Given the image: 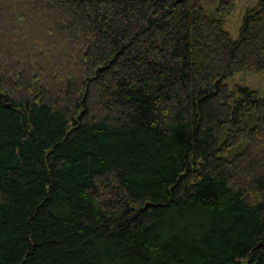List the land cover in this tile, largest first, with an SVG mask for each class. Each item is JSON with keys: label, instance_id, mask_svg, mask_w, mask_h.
I'll return each instance as SVG.
<instances>
[{"label": "trees", "instance_id": "16d2710c", "mask_svg": "<svg viewBox=\"0 0 264 264\" xmlns=\"http://www.w3.org/2000/svg\"><path fill=\"white\" fill-rule=\"evenodd\" d=\"M205 3L215 4L208 11ZM0 0V264H264V0Z\"/></svg>", "mask_w": 264, "mask_h": 264}, {"label": "rangeland", "instance_id": "374dc122", "mask_svg": "<svg viewBox=\"0 0 264 264\" xmlns=\"http://www.w3.org/2000/svg\"><path fill=\"white\" fill-rule=\"evenodd\" d=\"M258 0H236L235 9L230 12L224 22L226 30L233 38L238 36L239 27L242 17L247 8L255 6ZM205 6L208 11H211L215 4H207ZM230 90L235 91L238 85L248 86L258 91L259 95L264 93V71H246L237 72L226 80Z\"/></svg>", "mask_w": 264, "mask_h": 264}]
</instances>
